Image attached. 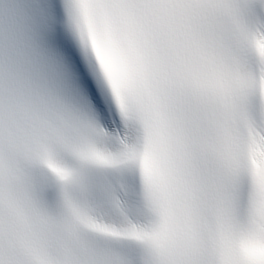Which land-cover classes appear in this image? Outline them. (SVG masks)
<instances>
[{
    "label": "snow or ice",
    "instance_id": "6c2138e0",
    "mask_svg": "<svg viewBox=\"0 0 264 264\" xmlns=\"http://www.w3.org/2000/svg\"><path fill=\"white\" fill-rule=\"evenodd\" d=\"M0 264H264V0H0Z\"/></svg>",
    "mask_w": 264,
    "mask_h": 264
}]
</instances>
